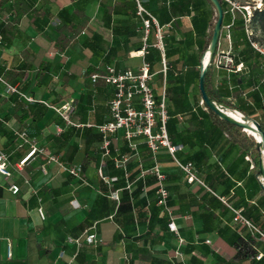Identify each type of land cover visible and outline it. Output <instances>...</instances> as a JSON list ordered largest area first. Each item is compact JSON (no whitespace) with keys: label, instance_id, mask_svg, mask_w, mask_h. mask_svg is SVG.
<instances>
[{"label":"crops","instance_id":"0c3cea01","mask_svg":"<svg viewBox=\"0 0 264 264\" xmlns=\"http://www.w3.org/2000/svg\"><path fill=\"white\" fill-rule=\"evenodd\" d=\"M142 1L162 27L164 62L152 46L154 26L146 41L148 53L144 57L136 53L143 44V27L134 0H0V74L37 101L60 105L72 99V121L98 125L110 119L108 103L114 89L103 83L93 85L88 75L106 66L137 71L143 62L148 63L155 96L164 94L166 106L175 112L171 117L176 122L167 132L172 143L183 145L177 157L194 167L198 163L197 175L215 195L264 219L257 171L242 150L245 132L220 123L202 103L199 91L204 56L199 55V43L213 31L214 8L205 0ZM62 9H68L65 22L59 18ZM227 16L217 51L230 46L235 56L241 46L235 49V36L226 26L241 15ZM248 77L246 66L237 73L211 65L207 90L216 100L212 102L232 107L249 102L241 82ZM256 80L261 83L264 78ZM173 101L179 104L173 106ZM259 115L257 111L255 116ZM15 131H26L30 144L44 148L65 165H82V179L62 172L47 162L46 155L18 165L30 148L20 145ZM136 144L133 151L119 131L104 155L95 128L65 126L41 103L0 96V151L8 153L11 173L7 178L0 175V264H264L261 259L233 260L235 235L248 231L231 222L228 210L211 208L210 200L216 196L202 186L187 185L162 149L156 155L157 164L165 174L167 207L178 236L170 232L149 172L153 155L142 139ZM196 154H200L198 160ZM124 157H129L127 162L118 167ZM141 171L145 173L139 178ZM99 172L117 181L106 184ZM126 182H130L129 190ZM11 185L19 188L16 194L9 190ZM115 194L118 199L112 197ZM89 232L101 240L99 246L77 248L66 242L68 237L82 238ZM178 237L183 240L180 246ZM256 247L257 254H264V244L258 241Z\"/></svg>","mask_w":264,"mask_h":264},{"label":"built area","instance_id":"2783aa9c","mask_svg":"<svg viewBox=\"0 0 264 264\" xmlns=\"http://www.w3.org/2000/svg\"><path fill=\"white\" fill-rule=\"evenodd\" d=\"M228 8V12L234 15L237 12L241 15L244 25V32L251 46L264 54L257 46L251 41V33H249L248 24L250 22L252 12L260 7L254 6H239L232 0H222ZM135 14L141 19L143 27V44L142 47L136 53L144 57L148 53V45L146 43L150 28H155V43L152 45L154 48L160 51L162 55V61L164 62V42H163V30L157 23L151 13L144 7L142 0H134ZM230 25L226 26L228 29ZM229 39V36H227ZM215 69H225L231 72H240L244 68L242 62L235 63L234 55L231 51V47L225 51H217L212 63ZM90 82L93 85L103 83L113 87V97L108 103L110 112V119L104 123L98 125L91 124H79L72 121V115L75 112L74 101L72 99L64 101L60 105H50L44 101H37L32 97L22 92L17 85L8 83L4 77L0 74V96L2 95H16L19 99L25 101L28 104L41 103L44 106L52 109L54 113L61 119L63 124L68 127L81 128V127H93L101 136V149L104 155L109 153V146L111 144L112 137L119 131L122 133V138L127 142L128 146L136 151V141L142 139L149 152L153 155L154 164L149 169V172L154 176L156 182L157 204L163 208L166 216L169 219L167 224L168 230L175 233L178 236L177 227L174 222V218L171 210L167 207L168 191L165 187V174L160 170L157 164V153L160 150H165L168 157L171 159L177 169H179L187 185H199L207 190V186L202 179L197 175L195 167L192 162H182L177 153L183 150V145L174 144L171 142L167 132V121L169 115L166 108L165 95L157 98L154 94L152 87L150 86L151 74L149 64L143 62L137 71L132 70H117L113 66H106L102 72H94L88 75ZM57 131L61 130L57 128ZM14 136L19 140L20 145L29 144V151L26 156L18 163L22 166L27 160L35 157L36 155H46L47 162L54 163L62 172L68 175L82 179V165L67 166L60 159L52 154H46L44 148L30 144L29 135L26 131H15ZM129 157H124L118 167H123V164L127 162ZM9 155L5 151H0V175L3 177H10L11 173L7 170ZM43 173H46L44 167L41 168ZM145 171L140 172L142 178ZM99 175L103 182L106 184L117 181L116 177L107 178L104 177L101 172ZM126 190L130 189V182H126ZM9 190L16 194L19 188L16 185H11ZM210 191V190H209ZM215 195L212 191H210ZM219 202L225 206V208L231 213V222L235 225L246 228L248 233L252 236H258L260 240L264 241V234L255 226L244 214L243 209L235 207L227 197L215 195ZM115 199H118L117 195H113ZM74 206V204H73ZM76 206H78L76 204ZM68 244L80 247L85 244L88 246L97 247L101 244V240L97 238L94 232L86 233L82 238L66 239ZM183 240L178 237V244H182ZM206 243H210L209 240ZM176 255L179 252L176 251ZM264 257L262 253H258L255 257L256 260H260Z\"/></svg>","mask_w":264,"mask_h":264},{"label":"trees","instance_id":"16d2710c","mask_svg":"<svg viewBox=\"0 0 264 264\" xmlns=\"http://www.w3.org/2000/svg\"><path fill=\"white\" fill-rule=\"evenodd\" d=\"M208 2L209 5L211 3L208 0H205ZM221 4V7L224 12V18L228 17L229 12L225 10V3L222 0H218ZM263 3V9H256L253 11V17L257 18L260 22V28L261 31L264 33V0H261ZM212 6V5H211ZM59 18L61 22H65L68 19V9H62L59 12ZM230 30L233 32V35L235 36V49H237L238 45L241 46L239 48L237 54L234 56L235 63L242 62L244 64V67L246 66L248 68V74L249 77L245 81L242 82L243 89L247 90V97L249 99V102L247 101H240L237 106L232 107L229 103H221V101L217 100V103L222 106L232 107L236 111L242 113L243 115L249 116V117H255V114L257 111L261 113L262 116V122L259 124L261 130L264 132V80L260 83L258 79L260 76L264 78V54L260 53L259 51L255 50L248 39L246 38V34L244 32V25L242 17L235 18L230 26ZM212 37V33L210 32L209 35L206 37V40L199 43V55L202 56L204 52L207 50V47L210 43ZM210 64L207 68V73L205 77V90L206 93L211 101H216L214 97L210 95V92L207 90L208 87V76L209 71L211 68ZM237 72V73H241ZM173 106L178 105V102H171ZM167 112L169 115V119L167 121V130H170V127L173 126L176 122L174 118L171 116L175 114V112H172L168 109V106H166ZM184 108H182L183 110ZM176 111V110H174ZM209 111V110H208ZM210 114L214 115L211 111H209ZM215 116V115H214ZM216 117V116H215ZM217 118V117H216ZM218 119V118H217ZM218 121L226 126H229L238 133H241L242 130L239 127L233 126L221 119H218ZM242 150L246 151L249 157L251 158L254 166V171H257L258 168V162H259V156L255 150V143L251 136H245V133H242ZM245 140V142H244ZM200 158V154L195 155V159L198 160ZM189 160H192L191 158ZM198 168V163H196L195 168ZM83 168V166H82ZM250 181L254 183V185L259 189V185L255 179V176H251ZM262 202L261 205L264 208V195L262 196ZM210 206L211 208L220 209L223 212L227 211L225 206H223L217 199L212 198L210 200ZM238 208L243 209L245 216L255 225L259 228V230L264 234V219L259 218V215L251 214L249 210L246 211L244 207L236 206ZM206 216V215H205ZM202 215V217H205ZM258 241H260L262 244H264L263 240H260L258 236H252L249 233H247L244 236L241 235H235L234 241L232 242L231 246L234 249V255L233 260L236 261H242L246 259L254 260L257 255V247ZM264 255V254H263ZM264 261V257L261 259Z\"/></svg>","mask_w":264,"mask_h":264},{"label":"water","instance_id":"95a60500","mask_svg":"<svg viewBox=\"0 0 264 264\" xmlns=\"http://www.w3.org/2000/svg\"><path fill=\"white\" fill-rule=\"evenodd\" d=\"M208 1L211 3L212 7L215 10L216 21L213 27L210 43L201 61L199 91L201 94L202 103L221 120L233 126L241 128L242 131H244L245 133H247V135L253 138L255 143V150L259 156L256 179L259 181L262 192L264 194V132L261 130L260 125L255 120H253L252 122L250 118L244 116L242 113L236 110L225 109L222 106L212 102L205 91V76L207 68L212 63V60L217 52L220 32L222 29V21L224 17V12L220 2L218 0ZM231 112L240 113L242 115L243 120L239 121L234 119L231 116Z\"/></svg>","mask_w":264,"mask_h":264},{"label":"rangeland","instance_id":"374dc122","mask_svg":"<svg viewBox=\"0 0 264 264\" xmlns=\"http://www.w3.org/2000/svg\"><path fill=\"white\" fill-rule=\"evenodd\" d=\"M234 1L237 5L239 6H254V7H260L259 9H263V3L261 0H232ZM234 12L233 14H235ZM253 12L252 16L250 19V22L248 24V29L249 33H251V41L257 46L259 50H261L264 53V33L261 31L260 28V22L257 18L253 17ZM251 119L255 120L258 124L262 122L261 115L251 117Z\"/></svg>","mask_w":264,"mask_h":264},{"label":"bare ground","instance_id":"6f19581e","mask_svg":"<svg viewBox=\"0 0 264 264\" xmlns=\"http://www.w3.org/2000/svg\"><path fill=\"white\" fill-rule=\"evenodd\" d=\"M231 116L234 118V119H236V120H243V118H242V115L240 114V113H238V112H231ZM251 119V118H250ZM251 121L253 122V119H251Z\"/></svg>","mask_w":264,"mask_h":264}]
</instances>
